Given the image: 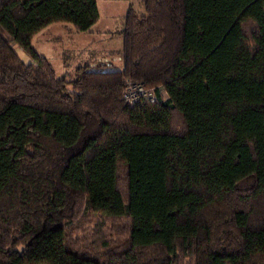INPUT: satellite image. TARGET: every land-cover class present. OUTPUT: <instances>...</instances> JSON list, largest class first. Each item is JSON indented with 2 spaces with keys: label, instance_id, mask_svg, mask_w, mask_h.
Listing matches in <instances>:
<instances>
[{
  "label": "trees",
  "instance_id": "1",
  "mask_svg": "<svg viewBox=\"0 0 264 264\" xmlns=\"http://www.w3.org/2000/svg\"><path fill=\"white\" fill-rule=\"evenodd\" d=\"M98 16L0 0V264H264V0H144L68 90L32 40Z\"/></svg>",
  "mask_w": 264,
  "mask_h": 264
},
{
  "label": "rangeland",
  "instance_id": "2",
  "mask_svg": "<svg viewBox=\"0 0 264 264\" xmlns=\"http://www.w3.org/2000/svg\"><path fill=\"white\" fill-rule=\"evenodd\" d=\"M143 1L96 0L99 16L88 32H77L70 23L51 24L34 36L32 46L48 59L56 77L65 78L67 89L72 90L80 68L88 65L93 70H103L108 64L112 69L121 68L125 16L130 9L140 14ZM11 45L24 62L33 61L16 42Z\"/></svg>",
  "mask_w": 264,
  "mask_h": 264
},
{
  "label": "built area",
  "instance_id": "3",
  "mask_svg": "<svg viewBox=\"0 0 264 264\" xmlns=\"http://www.w3.org/2000/svg\"><path fill=\"white\" fill-rule=\"evenodd\" d=\"M121 98L127 105L133 106L143 100H165L167 94L161 85L147 87L143 83L128 82L122 92Z\"/></svg>",
  "mask_w": 264,
  "mask_h": 264
}]
</instances>
